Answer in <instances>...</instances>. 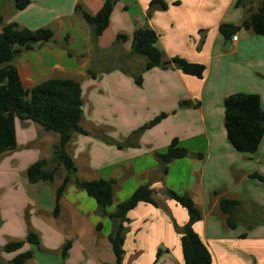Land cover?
Wrapping results in <instances>:
<instances>
[{
    "label": "crops",
    "instance_id": "1",
    "mask_svg": "<svg viewBox=\"0 0 264 264\" xmlns=\"http://www.w3.org/2000/svg\"><path fill=\"white\" fill-rule=\"evenodd\" d=\"M151 1L118 0L108 28L95 40L76 7L95 15L105 0H54L58 10L49 11L56 13L53 40L13 61L21 81L26 89L57 78L81 83V125L89 134L74 133L67 150L79 178L115 180L109 212L141 185L155 190L157 205L141 202L127 214L122 264H184L181 229L189 213L169 197V188L189 194L201 208L194 228L213 264H264V181L254 176L264 177V137L256 152H240L224 124V102L232 93L258 94L264 108V35L245 28L229 36L221 32L223 24L241 25L261 0H165L168 8L148 18ZM41 3L51 1L31 0L23 11L44 12ZM147 25L159 34L165 59L180 56L204 64L203 78L176 68L143 71L145 58L131 48L135 30ZM119 34L128 39L117 42ZM57 35L63 43L56 42ZM163 113L158 124L133 135ZM15 124L17 146L0 155V264H13L28 250L33 256L25 264H119L109 239L119 221L105 215L75 179L61 198L59 215L54 214L64 167L55 187L28 180L34 162L54 157L59 135L49 140L50 133L32 121ZM176 138L191 154L170 162L164 173L158 154ZM223 198L240 203L235 228L221 208ZM30 232L39 235V245L26 241ZM16 240L25 241L20 250L4 249Z\"/></svg>",
    "mask_w": 264,
    "mask_h": 264
},
{
    "label": "trees",
    "instance_id": "2",
    "mask_svg": "<svg viewBox=\"0 0 264 264\" xmlns=\"http://www.w3.org/2000/svg\"><path fill=\"white\" fill-rule=\"evenodd\" d=\"M118 0H105L102 8L95 14L88 13L82 5H77L76 11L82 19L93 29L95 40L108 28L114 7ZM31 0H15V6L19 10L26 9ZM168 4L165 0H152L149 4L147 17L150 18L157 9L166 10ZM4 23L0 15V155L13 150L17 146L16 120L32 121L48 132L59 135V142L54 147L55 168L49 167V160L41 158L34 162L27 170L28 180L31 183L53 182L59 167L67 170L66 176L58 186L56 192V205L54 214L59 215L61 210V198L72 179L79 188L87 192L89 196L101 206L105 215L112 220L119 221L110 234L109 239L113 246L117 263L122 264L125 250L126 223L129 222L128 212L141 202L157 205L154 199L155 190L149 185L139 186L131 197L119 203L113 212L108 209L114 204L115 180L99 178L83 180L77 176L78 167L74 159L68 153L67 147L74 133L88 135L89 132L81 125L84 114L83 88L75 79H49L31 89H26L21 81L14 59L23 54L36 50L53 40L55 33L50 27H41L32 30L28 27H20L17 22ZM241 28L251 30L256 34L264 35V0L260 1L257 11L244 19L241 25L223 24L221 32L230 35ZM70 35L65 37L68 42ZM126 34H119L117 42H125ZM159 34L150 26L140 27L133 34L131 52L145 58L143 71L154 67L176 68L185 74L203 78L206 66L201 63L190 62L187 59L175 56L165 59L163 51L158 47ZM91 76L95 72L90 70ZM137 83L142 84V73L136 77ZM224 124L227 135L232 145L240 152L254 153L264 137V108L261 97L255 93L235 92L225 99ZM166 114L157 116L149 123L142 126L133 135H139L142 131L158 124ZM121 146V145H120ZM190 151L181 146L176 138L164 152L158 154L164 173L168 172V165L175 159L190 155ZM264 181V177L254 174ZM167 194L179 202L189 213V220L181 229L182 249L184 264H213L212 254L201 236L196 232L194 225L203 216L201 208L189 194H181L174 189H167ZM221 208L227 214V222L231 228H235L234 214L239 206L237 199L223 198ZM98 230L102 229L99 224ZM27 242L40 244V237L35 232H30ZM25 241L16 240L6 244L4 249L8 252L20 250ZM71 243H67L63 249L65 259ZM33 256V251L28 250L19 253L13 264H25ZM160 256V253H158ZM64 264V263H62Z\"/></svg>",
    "mask_w": 264,
    "mask_h": 264
},
{
    "label": "rangeland",
    "instance_id": "3",
    "mask_svg": "<svg viewBox=\"0 0 264 264\" xmlns=\"http://www.w3.org/2000/svg\"><path fill=\"white\" fill-rule=\"evenodd\" d=\"M50 1H51L50 4H44V5L42 3L40 4V5H42V7L45 6L43 9L46 11H44V12L31 11V10L26 12V11L19 10L18 8H16L15 0H0V15H2V17L4 18L3 24H7V23L14 21V22H17L20 25V27H28L32 30H35V29H38L41 27H50L51 28V26H52L51 29L56 31L55 21H52V17H55L56 13H55V15H53L49 11H52V10L57 11L58 9L56 6V2H54V0H50ZM30 13L37 14V15H31ZM2 26L3 25L0 24V29L2 28ZM55 39H57L56 42L58 44L63 43L58 35H57V37H55ZM37 125H39V124H37ZM39 127H41V126L39 125ZM49 133L51 135L48 137L49 140L52 139L51 137L54 138V135L57 136V133H55V132H49ZM54 162L55 161L53 158L49 159V167L50 168L56 167V164H55L56 162L55 163ZM62 167L63 166H61L57 171L55 182L50 183L51 187H55L62 180V177H63L62 176L63 170L61 171Z\"/></svg>",
    "mask_w": 264,
    "mask_h": 264
},
{
    "label": "built area",
    "instance_id": "4",
    "mask_svg": "<svg viewBox=\"0 0 264 264\" xmlns=\"http://www.w3.org/2000/svg\"><path fill=\"white\" fill-rule=\"evenodd\" d=\"M238 39V34L236 33L235 35H233V40H237Z\"/></svg>",
    "mask_w": 264,
    "mask_h": 264
}]
</instances>
